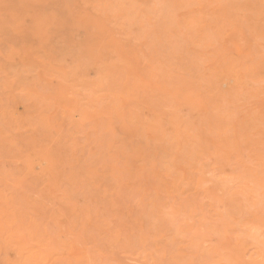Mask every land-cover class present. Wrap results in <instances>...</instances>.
<instances>
[{"label":"rangeland","instance_id":"374dc122","mask_svg":"<svg viewBox=\"0 0 264 264\" xmlns=\"http://www.w3.org/2000/svg\"><path fill=\"white\" fill-rule=\"evenodd\" d=\"M0 264H264V0H0Z\"/></svg>","mask_w":264,"mask_h":264},{"label":"bare ground","instance_id":"6f19581e","mask_svg":"<svg viewBox=\"0 0 264 264\" xmlns=\"http://www.w3.org/2000/svg\"><path fill=\"white\" fill-rule=\"evenodd\" d=\"M71 6V5H70Z\"/></svg>","mask_w":264,"mask_h":264}]
</instances>
